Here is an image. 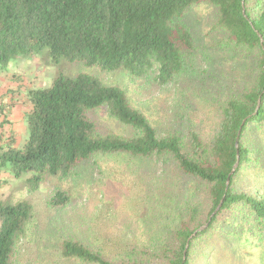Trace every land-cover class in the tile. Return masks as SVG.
I'll use <instances>...</instances> for the list:
<instances>
[{"label":"trees","instance_id":"trees-1","mask_svg":"<svg viewBox=\"0 0 264 264\" xmlns=\"http://www.w3.org/2000/svg\"><path fill=\"white\" fill-rule=\"evenodd\" d=\"M200 6L215 12L209 48L232 66L231 87L206 125L158 128L121 88L92 75L60 74L30 94L25 146L0 155V171L16 180L29 175L33 190L99 155L154 160L191 180L192 198L170 243L158 252L130 248L117 264H264V0H0L1 70L47 51L54 64L151 76L160 86L185 74L195 50L185 19ZM97 110L132 136L101 128ZM67 203L57 194L51 206ZM32 217L27 201L0 202V264H11ZM63 247L69 260L116 264L78 243Z\"/></svg>","mask_w":264,"mask_h":264},{"label":"rangeland","instance_id":"rangeland-1","mask_svg":"<svg viewBox=\"0 0 264 264\" xmlns=\"http://www.w3.org/2000/svg\"><path fill=\"white\" fill-rule=\"evenodd\" d=\"M185 23L192 31L195 50L183 77L168 86L158 85L151 76L134 79L124 71L103 73L81 62L54 64L47 51L17 59L5 69L28 75V80H21L27 89L37 77V88L48 89L60 74L96 76L124 90L131 105L158 128L184 130L190 123L206 125V117L218 110L231 87L232 66L221 50L209 48L207 33L216 23L215 12L200 6L187 15ZM93 114L101 128L132 136L130 128L107 121L103 110ZM29 177L16 180L3 201H27L33 207L11 264H84L65 258L63 246L69 242L116 264L121 261L117 256L130 248L158 252L180 228L194 187L191 180L177 177L154 160L119 154L94 156L68 176L46 177L37 190L27 185ZM57 194L68 203L51 206Z\"/></svg>","mask_w":264,"mask_h":264},{"label":"crops","instance_id":"crops-1","mask_svg":"<svg viewBox=\"0 0 264 264\" xmlns=\"http://www.w3.org/2000/svg\"><path fill=\"white\" fill-rule=\"evenodd\" d=\"M25 76L14 70L0 69V155L9 149H22L28 140L26 120L33 109L30 94L39 89L40 78H32L27 89L21 83L28 78ZM15 181L10 172L0 171V202L12 193Z\"/></svg>","mask_w":264,"mask_h":264},{"label":"water","instance_id":"water-1","mask_svg":"<svg viewBox=\"0 0 264 264\" xmlns=\"http://www.w3.org/2000/svg\"><path fill=\"white\" fill-rule=\"evenodd\" d=\"M259 107L260 106H258V108H257V110L259 109ZM246 119L243 121V124H242V126H241V128H240V130H239V133H238V136H237V140H236V148H238V146H239V141H240V135H241V131H242V128H243V126H244V124L246 123ZM239 152H238V154H237V159H238V163L235 165V169L237 168V166L239 165ZM234 172V171H233ZM220 209V207L217 209V211ZM216 211V212H217ZM216 212H215V214H216ZM214 214V215H215ZM208 227V224L207 225H205V226H203V227H201L199 230H198V232H201V231H204L206 228Z\"/></svg>","mask_w":264,"mask_h":264}]
</instances>
